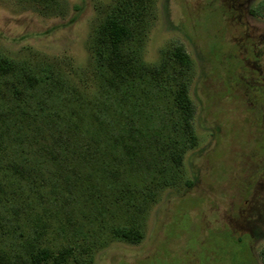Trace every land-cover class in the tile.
<instances>
[{"label": "rangeland", "instance_id": "rangeland-1", "mask_svg": "<svg viewBox=\"0 0 264 264\" xmlns=\"http://www.w3.org/2000/svg\"><path fill=\"white\" fill-rule=\"evenodd\" d=\"M132 1L131 9L147 16L132 24L145 34L142 45L131 44L140 47L137 68L142 72L140 62L163 67L158 82L151 74L136 76L145 85L135 86L129 102L149 90L142 106L153 113L117 103L110 109V103L112 117L97 125L108 135L118 124L126 133L140 126L149 135L162 134L165 159L144 172L124 167L131 189L91 168L96 186L87 190L77 183L78 166L63 172L33 163L43 176L28 173L25 158L37 157V145L25 137L31 132L25 106L47 113L57 102L65 112L56 115L62 126L79 124L85 141L97 140L95 150L105 147L99 129L90 135L88 126L89 117L96 120L92 110L106 109L110 89L91 40L116 0H0V54L49 73L42 74L48 83L19 95L14 82L0 75V123L4 116L13 133L18 127L25 134L0 144V264H264V15L258 11L264 0ZM177 45L191 59L179 77L187 79L196 108L195 141L179 150L178 168L168 157L178 117L166 81L182 74L172 57ZM176 138L184 142L182 130ZM7 163L15 169L7 170ZM127 190L137 197L125 204ZM123 226L139 228L142 239L116 236ZM42 248L50 257L39 261Z\"/></svg>", "mask_w": 264, "mask_h": 264}, {"label": "trees", "instance_id": "trees-1", "mask_svg": "<svg viewBox=\"0 0 264 264\" xmlns=\"http://www.w3.org/2000/svg\"><path fill=\"white\" fill-rule=\"evenodd\" d=\"M140 7H143V5H140ZM258 8L259 13L264 15V1L259 4ZM140 9L143 10L142 8ZM145 14V12H138L131 9L130 0H116L115 4L111 6L100 24L95 28L94 36L91 40L93 53L100 68L108 72L105 76L110 89L107 92V100L105 101L107 105L106 109L101 113L92 110L91 113H95L94 116H96V120L89 117L88 126H92L90 135L94 134L99 129L101 138L98 140L104 141L105 147L102 145L99 151L95 150V145L93 143L97 140H93L89 143L85 141V139L77 133L81 128L79 124L71 125L68 128L67 125L62 126V124L58 122L56 115L59 111H64L59 108L57 102L53 110L47 113L44 109L42 113H39L38 107L34 110L31 104L29 107L25 106L31 120V132L28 131L26 135L22 134L24 131H21L18 127L17 132L15 131L16 133H13L5 117H1L0 144L8 139H18V141H20L21 136L25 135V137H30V141L33 144L37 145V147L34 148L37 157L25 158V161H30L29 166L31 167H29V174L34 173L37 176H43L41 170L38 171V173L41 172L40 174H36L37 171L33 170V163L39 164L38 166L40 167L54 164V166L63 169V172L78 166L79 168H77L82 171L80 175L82 179L77 183H81L82 187L85 186L87 190H90L96 186L93 180L88 176L90 169L102 168L105 172H109L114 178L119 177L121 179L120 182L124 184L122 188L128 189L132 187V180L123 176L124 167H128V164H132L137 167L135 171L144 172L153 165H156V161H163L165 159L166 149L162 134H157L156 136L149 135L146 132L147 128L145 127L144 129L140 126H137L134 130L133 125L136 123L133 124V122L129 123V125L133 127H130V132L128 133H126V129L121 128L120 124H118L120 129L111 132L110 135L106 134L100 128L106 119L109 120L112 117V112H109V110L116 103L123 104L121 106L122 108H125V104H127L130 107L129 110H133L134 112H139L144 109L142 104L145 100L149 101V90L143 89L139 99L134 96L133 105L129 102V99L133 97L132 92L135 86L137 84L145 85L144 81L141 79L143 76L136 77L138 74H151V81L153 82H158L160 80V74L157 73H159L163 65L158 64L155 68H149L140 62L141 72L134 61V58L137 57L136 50L140 47L136 44L134 49L131 47V44L134 43V41H138L140 43L138 44L142 45L141 42L145 34L141 30V35H139L136 27L132 24L134 21L140 23L146 20L147 16H145ZM124 48H126L133 57L131 60L127 59ZM172 55L180 64V72L182 74L174 72L173 74L177 75H172V77L167 76L168 74L166 75L169 77V79L167 78L166 80L169 83L167 92H169L170 95L168 101L173 104L172 114L176 113V117H178V120L173 123L174 130L177 134L171 143L172 150H169L168 157L170 156L171 161L175 163L178 168L181 162V152H179V150L184 145H186V148H191L195 141L194 115L196 108L189 95L187 79L185 80L179 77L186 75L184 72L190 68L191 59L182 45L175 46ZM165 63L167 64V62ZM44 72L45 70L43 67L38 68L36 66H29L25 62H21L20 64L14 59L0 54V75L5 76V79L8 77L9 79L6 80L14 82V92L18 95L24 92L27 87L37 89L39 85L48 83V75L43 76L42 74L49 73ZM51 83L53 90L55 88V91H58L56 84L53 81H51ZM158 87L161 89L160 84H158ZM53 90H51L50 96H52ZM110 103H112V105L109 109ZM144 110L149 114L153 113L151 109ZM101 121H103V123L98 127L97 124ZM71 122V119H69L67 124ZM77 127L79 128L78 130ZM181 130L184 136V142L176 138ZM92 139H97V137L93 135ZM85 142H87V144H85ZM104 148L107 149L103 150ZM91 150H94V152ZM90 151L92 152V156H88ZM99 155H102L104 161L100 160ZM105 155L109 158V161H105ZM157 158H160V160ZM111 162H115L116 164H111ZM7 165V170L11 168H13V170L15 169L10 163H7ZM84 169H86V174L83 173ZM67 182L69 183V180H67ZM145 189L147 191H144V195L150 194L148 189ZM135 197H137L135 194L129 193L127 190V192L122 195V202L127 204L130 201L131 203V200ZM42 230L43 229L40 228L39 231ZM116 236L123 237L125 240L132 243H138L142 239L141 230L136 227H119L116 231ZM35 257L39 261L46 260L50 257V251L47 248L39 249Z\"/></svg>", "mask_w": 264, "mask_h": 264}]
</instances>
